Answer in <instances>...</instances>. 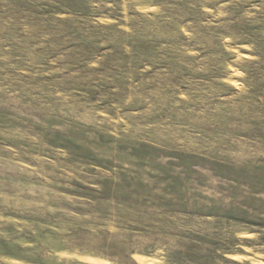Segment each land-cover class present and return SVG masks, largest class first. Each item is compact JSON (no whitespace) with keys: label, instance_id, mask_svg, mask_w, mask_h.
<instances>
[{"label":"rangeland","instance_id":"1","mask_svg":"<svg viewBox=\"0 0 264 264\" xmlns=\"http://www.w3.org/2000/svg\"><path fill=\"white\" fill-rule=\"evenodd\" d=\"M0 264H264V0H0Z\"/></svg>","mask_w":264,"mask_h":264}]
</instances>
